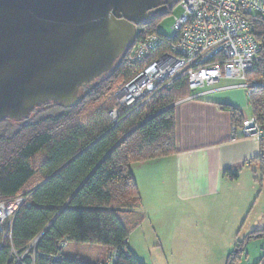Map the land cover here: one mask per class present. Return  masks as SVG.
Returning a JSON list of instances; mask_svg holds the SVG:
<instances>
[{
    "label": "trees",
    "instance_id": "1",
    "mask_svg": "<svg viewBox=\"0 0 264 264\" xmlns=\"http://www.w3.org/2000/svg\"><path fill=\"white\" fill-rule=\"evenodd\" d=\"M159 18L152 16L139 25L138 38L158 33ZM128 52L97 85L84 88L85 99L79 105L50 103L23 121L0 122V201L19 195L28 200L14 219L11 236L0 235V264H106L107 258L103 263L68 257L64 249L69 243L103 246L108 257L116 247L128 248V238L142 218L123 217L142 205L131 164L177 152L173 104L190 93L187 80H177L147 102L124 107L114 122L110 95L141 70L128 61ZM251 75L264 81L263 61ZM249 102L264 129V87L253 89ZM221 106L230 110L233 124L242 122V110ZM252 163L259 172L255 180L262 183L264 138ZM223 174L238 177L236 170ZM261 236L264 228L238 240L225 264H236L248 242ZM36 238L35 251L17 263ZM114 264L145 263L130 250H121ZM258 264H264V256Z\"/></svg>",
    "mask_w": 264,
    "mask_h": 264
},
{
    "label": "crops",
    "instance_id": "2",
    "mask_svg": "<svg viewBox=\"0 0 264 264\" xmlns=\"http://www.w3.org/2000/svg\"><path fill=\"white\" fill-rule=\"evenodd\" d=\"M240 92L245 100L221 93L176 103L177 152L131 164L142 205L123 217L142 218L127 247L145 264H159L178 252L180 264H207L206 257L186 259L199 251L225 264L238 240L264 228V181L256 182L259 172L252 163L260 142L244 137L243 121L233 124L230 110L221 106L232 105L244 117L253 114L246 93ZM226 169L238 171V177L224 175ZM253 239L263 241L264 251V236ZM99 247L69 243L65 255L82 259L78 250H87L93 254L87 260L103 262L108 251Z\"/></svg>",
    "mask_w": 264,
    "mask_h": 264
},
{
    "label": "water",
    "instance_id": "3",
    "mask_svg": "<svg viewBox=\"0 0 264 264\" xmlns=\"http://www.w3.org/2000/svg\"><path fill=\"white\" fill-rule=\"evenodd\" d=\"M179 1L0 0V122L82 103L84 88L135 43L139 25Z\"/></svg>",
    "mask_w": 264,
    "mask_h": 264
},
{
    "label": "built area",
    "instance_id": "4",
    "mask_svg": "<svg viewBox=\"0 0 264 264\" xmlns=\"http://www.w3.org/2000/svg\"><path fill=\"white\" fill-rule=\"evenodd\" d=\"M176 5L181 13L175 16L172 35L137 37L129 49L128 61L141 66V70L117 93L118 105L109 112L114 122L120 119L122 108L145 103L181 79L187 80L190 90L185 99L205 98L221 90L264 87V82L248 76L258 62H264V0H180ZM223 79L237 82L212 88ZM204 87L208 88L198 91ZM239 128L245 137L258 141L264 138V129L255 116L246 117ZM27 201L22 195L0 201L3 239L11 236L14 219ZM38 239L17 263H23ZM66 245L63 242L62 246ZM121 250L126 248H114L106 264H114Z\"/></svg>",
    "mask_w": 264,
    "mask_h": 264
},
{
    "label": "rangeland",
    "instance_id": "5",
    "mask_svg": "<svg viewBox=\"0 0 264 264\" xmlns=\"http://www.w3.org/2000/svg\"><path fill=\"white\" fill-rule=\"evenodd\" d=\"M181 13V8L179 6H175L171 9V11L165 15V16H162L161 18H159V20L157 21V26H156V30L158 33L160 34H163V35H167V36H170L173 34V30H172V24L174 23V20H175V16L179 15ZM260 26H262V24L260 25H257V28H260ZM140 28V27H139ZM143 29V28H141ZM155 34V33H154ZM153 34H150L148 36H152ZM146 37V36H145ZM259 62L256 64L258 65ZM255 67V66H254ZM253 67V68H254ZM251 70L248 72V76H251L252 78H255L257 79V77L251 75ZM132 79V78H131ZM259 82H264V81H260L258 80ZM129 82V80L123 85L121 86L120 88L116 89L115 91H113V93L110 95V98H112V102H113V107H115L116 105H118V99H117V93ZM237 80H233V79H223L221 80L220 84H217L216 86L212 87V88H216L218 86H225L227 84H230V83H236ZM238 83H240V80L238 81ZM208 87H204V88H199L198 91L200 90H204ZM234 90V91H233ZM237 90V91H235ZM240 90H243L247 97H248V100H249V94L251 93V91L247 90V89H243V88H236V89H229V90H221V91H215L211 94H209L208 96H215L217 94H221V93H224V94H227L229 96H233L236 98V96L238 97L239 100H245V96L242 92H240ZM223 95V94H222ZM221 95V96H222ZM220 96V97H221ZM91 98V97H89ZM185 99V97L183 98ZM181 99V100H183ZM181 100H178L177 102H175L173 105L175 106L176 103L180 102ZM123 109V108H122ZM121 109V111H122ZM112 110V109H111ZM110 112V111H109ZM249 116H255V114H251ZM248 117V116H247ZM256 117V116H255ZM246 117L243 118V120L245 119ZM257 118V117H256ZM242 120V121H243ZM119 121V120H118ZM259 121V120H258ZM242 124V123H241ZM238 127V126H237ZM134 130V129H133ZM243 134V132H242ZM244 136V135H243ZM245 137V136H244ZM258 141V140H257ZM260 142V141H259ZM128 242V241H127ZM263 241H255L254 239H251V241L248 242V244L246 245V248L245 250L240 254L236 264H258L260 262V260L262 259V257L264 256V251H263V248H261V244H262ZM71 246H81V244L79 243H71ZM80 248V247H79ZM99 248H104L103 246L102 247H99ZM66 249V248H65ZM64 249V250H65ZM105 249V248H104ZM234 250V249H233ZM232 250V251H233ZM124 252H128V248H126V250ZM209 252V251H208ZM78 253H79V257H81L83 260L85 261H90V260H87V259H90L92 257L93 254L89 253V251L87 252V250H81L79 249L78 250ZM187 254V256L191 257L192 255V251H186L185 252ZM111 252L109 253L108 257H107V261L109 260V256H110ZM180 256L179 255V252H178V255L176 254H171L168 255V258L167 260H162V261H159V264H180L182 261V259H180ZM199 259H203V260H200V261H204L207 259L208 263L209 264H218V262L215 261V258L214 257H210L212 255H205L203 252L199 251V252H196L195 254H193V256L191 258H186L187 260H195L197 259V257ZM23 257V256H22ZM206 257V259H205ZM210 257V258H209ZM209 258V259H208ZM16 260L18 261V259L16 258ZM196 262V261H195ZM104 263V262H103ZM201 263V262H200ZM207 263V264H208Z\"/></svg>",
    "mask_w": 264,
    "mask_h": 264
},
{
    "label": "flooded vegetation",
    "instance_id": "6",
    "mask_svg": "<svg viewBox=\"0 0 264 264\" xmlns=\"http://www.w3.org/2000/svg\"><path fill=\"white\" fill-rule=\"evenodd\" d=\"M171 10V9H170Z\"/></svg>",
    "mask_w": 264,
    "mask_h": 264
}]
</instances>
